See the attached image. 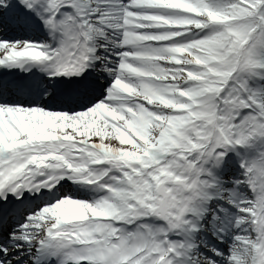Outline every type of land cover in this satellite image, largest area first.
Returning a JSON list of instances; mask_svg holds the SVG:
<instances>
[{
    "label": "snow or ice",
    "instance_id": "obj_1",
    "mask_svg": "<svg viewBox=\"0 0 264 264\" xmlns=\"http://www.w3.org/2000/svg\"><path fill=\"white\" fill-rule=\"evenodd\" d=\"M0 264H264V0H0Z\"/></svg>",
    "mask_w": 264,
    "mask_h": 264
}]
</instances>
